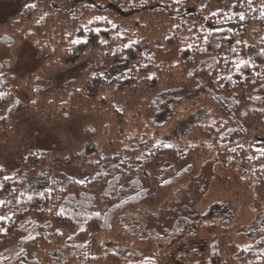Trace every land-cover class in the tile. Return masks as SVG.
<instances>
[{
  "label": "trees",
  "instance_id": "1",
  "mask_svg": "<svg viewBox=\"0 0 264 264\" xmlns=\"http://www.w3.org/2000/svg\"><path fill=\"white\" fill-rule=\"evenodd\" d=\"M0 44L11 53L28 45L40 64L21 78L0 70V144L25 112L49 126L89 115L105 135L124 139L105 140L93 154L29 150L12 173L0 167V189L13 195H0V264H196L174 245L149 253L137 246L123 257L101 239L128 211L151 208V199L163 204L208 153L212 195L264 205V0H37L0 23ZM80 63L62 85L43 81ZM23 91L25 101L17 97ZM186 106L210 109L212 118L209 111L180 143L165 140V127ZM56 157L93 180L35 191L33 179ZM218 226L194 234L210 238L217 264H264V230L238 247L226 237L231 227ZM225 245L235 260L222 257Z\"/></svg>",
  "mask_w": 264,
  "mask_h": 264
},
{
  "label": "rangeland",
  "instance_id": "2",
  "mask_svg": "<svg viewBox=\"0 0 264 264\" xmlns=\"http://www.w3.org/2000/svg\"><path fill=\"white\" fill-rule=\"evenodd\" d=\"M35 1L37 0H0V23L11 21L27 4ZM11 48L13 50L14 45ZM10 50L0 44L1 71L21 78L24 72L40 68L34 51L28 45L22 44L12 53ZM12 59L14 65H11ZM5 61L9 63V66L4 69L1 63ZM85 66L86 64L83 63L73 65L60 76L48 79L49 82L48 80L43 81L55 88ZM26 94L25 91L18 92L17 97L25 101L28 99ZM209 111L210 109L199 108L189 113L187 106L182 107L171 126L165 127L164 139L180 143L186 137L184 135L189 131L190 126L206 120ZM161 117L160 115L157 120L160 121ZM209 117L212 118L211 111ZM118 123L121 124L120 121ZM161 132H163L162 129L159 134ZM261 137L264 142V135ZM110 139L116 144L118 142L120 145L124 144V139L114 132L105 135L100 124L92 122L89 115L70 114L67 118H61L59 122L49 126L42 122L38 115L20 113L14 118L10 137L0 144V167L4 174L12 173L25 159L29 150H45L54 154L62 152L74 155L93 154L105 140ZM117 148L118 146L109 148L106 155L117 152ZM214 162L215 158L209 153L197 161L198 173L172 190L171 194L166 192L167 199L160 206L154 207L153 199H151V208L142 206L128 211L119 222H116L117 234L109 233L103 236L102 244L108 250L123 257L136 255L137 246L143 249V253H149L174 245L176 255L180 253L179 255L194 256L196 264H217L218 257L212 251L210 238H206L204 242L200 236H194V234L208 231L205 228L212 223H216L217 227H219L218 224H227L231 229L230 235L226 237L238 247L252 240L258 231L264 230V205L246 206L244 204L242 207L240 203L237 204L233 196L212 195L209 186L214 172ZM112 165L119 167L121 162L120 160L114 161ZM128 166L132 170L140 168L139 163H127ZM105 169L109 170L110 165H106ZM93 178V174L87 173L78 164L69 162L67 158H49L46 168L33 179V189L42 190L49 184L48 182L54 184H65L70 181L89 183ZM0 195L9 198L13 196L8 188L0 189ZM97 239L98 237L95 241ZM96 244V242L93 243V245ZM30 247L33 248V246ZM227 248L226 245L222 247L224 251H227L222 253V257L226 259L231 257L235 260L234 253ZM174 261L176 264V260Z\"/></svg>",
  "mask_w": 264,
  "mask_h": 264
}]
</instances>
